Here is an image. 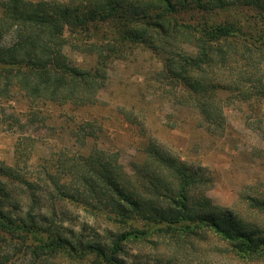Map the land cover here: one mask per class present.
<instances>
[{
  "label": "trees",
  "instance_id": "trees-1",
  "mask_svg": "<svg viewBox=\"0 0 264 264\" xmlns=\"http://www.w3.org/2000/svg\"><path fill=\"white\" fill-rule=\"evenodd\" d=\"M231 9H254L264 15V0H74L60 4L52 0H3L0 93L17 87L33 101L97 104L106 80V66L98 63L91 69L75 67L64 51L65 29L85 30L90 23L104 22L115 35L106 40L113 42H138L168 51L166 48L178 38L194 40L198 60L188 54H175L181 60H170V76L186 88L188 98L197 99L199 112L212 120L211 92L222 86L213 82L199 62L211 60L210 44L221 39H242V43L264 46V29L255 39L235 20L207 22L210 13ZM117 21L123 24L120 32L114 25ZM10 30L15 31L17 39L5 45L4 37ZM196 72L202 77L198 78ZM242 96L264 101V87L242 89ZM247 124L261 130L264 138V113L254 122L248 119ZM213 125L221 127L219 123ZM144 153L141 167L133 173H128L114 155L92 148L70 164L65 179L56 173L46 175L53 185V191H47L52 198H69L94 216L101 213L115 227L112 230L106 226L108 234L98 230L92 235L74 232L63 227L57 211L51 217L41 213L44 198L36 193L39 187L29 181L27 208L21 204L23 197L15 198L1 183L0 231L5 237L0 242V264H11L7 263L11 254L4 250L10 245L24 255L31 254L30 264H196L204 247L213 249L215 257H264V229L212 205L204 192L207 179L203 169L192 167L154 141ZM4 171L0 168V174L5 175ZM248 198L264 212V195ZM147 245L153 249L163 246L164 252L158 250L152 258H146L139 249Z\"/></svg>",
  "mask_w": 264,
  "mask_h": 264
},
{
  "label": "rangeland",
  "instance_id": "rangeland-1",
  "mask_svg": "<svg viewBox=\"0 0 264 264\" xmlns=\"http://www.w3.org/2000/svg\"><path fill=\"white\" fill-rule=\"evenodd\" d=\"M258 14L254 9H231L210 13L206 18L211 24L235 20L256 39L264 29V15ZM114 25L120 32L123 24L117 21ZM65 36L64 51L69 61L81 69L105 65L106 80L99 90L98 103L85 106L33 101L17 87L0 93V168L5 169L0 184L4 183L15 198L23 197L22 206L27 208L30 203L29 181L39 187L36 193L44 198L41 213L51 217L57 211L63 227L74 232L92 235L98 230L108 234L106 226L112 230L115 227L101 213L94 216L69 198H52L47 191H53V185L46 175L56 173L65 179L70 164L92 148L114 155L128 173H133L145 159V147L154 141L192 167L203 169L207 179L204 192L212 205L264 229V212L248 198L264 195V138L261 130L247 124L248 119L254 122L264 113V101L242 96V89L264 87V46L242 43V39L210 44L211 60L199 61L200 65L214 83L225 88L211 92V120L199 112L197 99L188 98L186 88L170 76V60H181L175 54L198 60L194 40L178 38L166 48L168 51L138 42H113L106 40L115 35L104 22L90 23L85 30L66 27ZM16 39L15 31L10 30L3 43L10 45ZM93 44L96 47L90 46ZM216 123L221 127L216 128ZM1 237L5 235L0 231V242ZM2 247L0 244V251ZM143 247L139 252L146 258H152L158 250L164 252L163 246ZM204 248L196 264H264V257H215L213 249ZM4 250L11 254L7 263L30 264L31 254L24 255L12 245Z\"/></svg>",
  "mask_w": 264,
  "mask_h": 264
}]
</instances>
